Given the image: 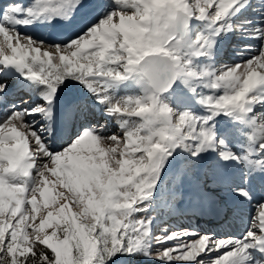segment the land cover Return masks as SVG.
I'll return each mask as SVG.
<instances>
[{
	"label": "snow or ice",
	"instance_id": "1",
	"mask_svg": "<svg viewBox=\"0 0 264 264\" xmlns=\"http://www.w3.org/2000/svg\"><path fill=\"white\" fill-rule=\"evenodd\" d=\"M0 264H264V0H0Z\"/></svg>",
	"mask_w": 264,
	"mask_h": 264
},
{
	"label": "rangeland",
	"instance_id": "2",
	"mask_svg": "<svg viewBox=\"0 0 264 264\" xmlns=\"http://www.w3.org/2000/svg\"><path fill=\"white\" fill-rule=\"evenodd\" d=\"M249 15H253V14L249 13ZM39 31L40 30L38 29L37 32L39 33ZM233 42H237L235 36L232 37L231 41L225 40L224 42H222L223 47L229 53L231 52V43H233ZM239 42L240 43H250L249 41H239ZM221 59L224 62H231L232 57L228 56L227 54H224V55L221 56ZM109 127H110V129H114L115 128V124L113 123ZM178 207L182 209L183 205L182 204H178ZM207 216H210V214L199 218L201 220V222H202V226L204 228H210V227L215 226L216 227V231L217 232H221V233H225L223 231H227V232L231 231V229H233L232 233L239 232V231H241L243 229L244 224H245V217L242 216V215L236 214V213H230L228 220L226 222H223V223L221 222L220 217H219V221H212L209 218H207ZM174 219L175 220H181L182 218L178 216V217H176ZM240 222H242V226L241 227L239 225ZM227 223H229V224H227Z\"/></svg>",
	"mask_w": 264,
	"mask_h": 264
},
{
	"label": "bare ground",
	"instance_id": "3",
	"mask_svg": "<svg viewBox=\"0 0 264 264\" xmlns=\"http://www.w3.org/2000/svg\"><path fill=\"white\" fill-rule=\"evenodd\" d=\"M207 218H209L210 220H212V221H219V217H217V216H214V215H211L210 214V216H207ZM220 223V222H219ZM222 224V223H221ZM227 224H229V223H227ZM240 227L242 226V222H240ZM231 229V228H230ZM232 230L233 229H231V231H223V232H225V233H232Z\"/></svg>",
	"mask_w": 264,
	"mask_h": 264
}]
</instances>
